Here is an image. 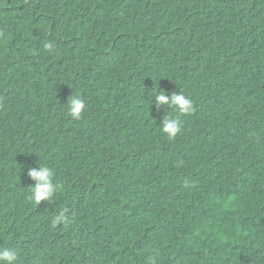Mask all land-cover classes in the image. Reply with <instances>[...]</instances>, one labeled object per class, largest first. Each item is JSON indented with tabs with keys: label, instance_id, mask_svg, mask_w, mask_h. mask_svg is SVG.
<instances>
[{
	"label": "trees",
	"instance_id": "1",
	"mask_svg": "<svg viewBox=\"0 0 264 264\" xmlns=\"http://www.w3.org/2000/svg\"><path fill=\"white\" fill-rule=\"evenodd\" d=\"M40 163L62 191L36 206ZM0 247L16 264H264V0H0Z\"/></svg>",
	"mask_w": 264,
	"mask_h": 264
},
{
	"label": "clouds",
	"instance_id": "2",
	"mask_svg": "<svg viewBox=\"0 0 264 264\" xmlns=\"http://www.w3.org/2000/svg\"><path fill=\"white\" fill-rule=\"evenodd\" d=\"M44 51L50 53L54 50L55 44L48 41L43 45ZM154 103L157 107L164 105L179 115H190L194 112V104L192 100L186 97L182 91L179 93L173 92L169 96L164 91H157L154 95ZM67 114L73 120H79L86 111L85 101L78 96H70L67 102ZM160 131L166 134L169 139H175L182 131V121L179 117L165 116L159 124ZM28 175L35 180V186L31 187L30 200L34 205H39L42 201H51L54 194L62 191V185L54 180V172L46 164H39L37 168H30ZM68 209L59 212L58 215L52 219V226L67 225L71 217L67 215ZM18 252L13 248L0 247V264H16L18 261ZM149 264H159L158 259L153 256L149 260Z\"/></svg>",
	"mask_w": 264,
	"mask_h": 264
}]
</instances>
